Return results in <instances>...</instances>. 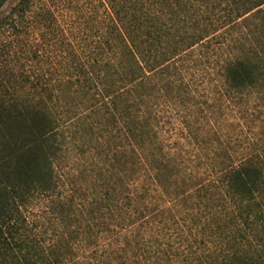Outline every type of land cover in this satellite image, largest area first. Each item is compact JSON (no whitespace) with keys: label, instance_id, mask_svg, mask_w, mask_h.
Listing matches in <instances>:
<instances>
[{"label":"trees","instance_id":"1","mask_svg":"<svg viewBox=\"0 0 264 264\" xmlns=\"http://www.w3.org/2000/svg\"><path fill=\"white\" fill-rule=\"evenodd\" d=\"M0 264H264V0H0Z\"/></svg>","mask_w":264,"mask_h":264},{"label":"rangeland","instance_id":"2","mask_svg":"<svg viewBox=\"0 0 264 264\" xmlns=\"http://www.w3.org/2000/svg\"><path fill=\"white\" fill-rule=\"evenodd\" d=\"M54 236H55V235H54V234L52 235V232L49 231V232L47 233V235L44 236V238L47 239V240H49L50 237L55 238ZM48 243H49V242L47 241L46 245H48Z\"/></svg>","mask_w":264,"mask_h":264}]
</instances>
